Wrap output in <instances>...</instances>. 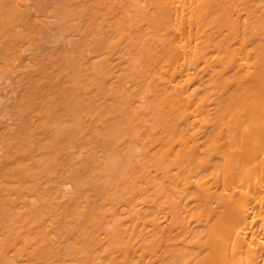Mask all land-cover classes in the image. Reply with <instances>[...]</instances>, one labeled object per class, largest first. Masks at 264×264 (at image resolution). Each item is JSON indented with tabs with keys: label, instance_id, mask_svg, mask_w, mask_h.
<instances>
[{
	"label": "bare ground",
	"instance_id": "bare-ground-1",
	"mask_svg": "<svg viewBox=\"0 0 264 264\" xmlns=\"http://www.w3.org/2000/svg\"><path fill=\"white\" fill-rule=\"evenodd\" d=\"M0 264H264V0H0Z\"/></svg>",
	"mask_w": 264,
	"mask_h": 264
}]
</instances>
